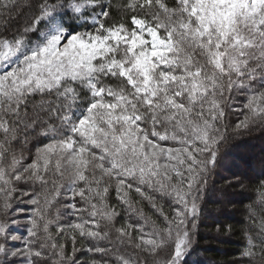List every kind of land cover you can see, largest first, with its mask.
I'll return each instance as SVG.
<instances>
[{
	"label": "snow or ice",
	"instance_id": "1",
	"mask_svg": "<svg viewBox=\"0 0 264 264\" xmlns=\"http://www.w3.org/2000/svg\"><path fill=\"white\" fill-rule=\"evenodd\" d=\"M112 9L0 0V264H201L198 201L232 97L247 109L233 131L264 126V0H122L119 20ZM261 187L243 264H264ZM62 197L79 222L51 214ZM24 203L36 206L27 221L14 218Z\"/></svg>",
	"mask_w": 264,
	"mask_h": 264
},
{
	"label": "trees",
	"instance_id": "2",
	"mask_svg": "<svg viewBox=\"0 0 264 264\" xmlns=\"http://www.w3.org/2000/svg\"><path fill=\"white\" fill-rule=\"evenodd\" d=\"M121 2L122 0H113L111 15L115 20L120 19L116 6ZM169 3H174V0H169ZM245 102L244 95H234L231 108L225 109L226 139L220 145L216 165L209 166V171L205 175L207 182L201 189L198 201L199 218L196 221V228L193 230L198 255L191 258L199 259L201 264H243L241 252L246 246L245 231H250L253 234L258 231L251 225L248 206L256 207L262 190L261 184L264 182V126L257 125L248 130L233 131L235 125L247 114ZM47 142V140L41 139V143ZM162 143L166 147L173 146L171 141ZM34 144L33 141L25 146L24 163L32 161L35 152ZM21 187L24 186L21 185ZM26 190L36 193L43 191L39 183ZM61 191L63 192V189ZM146 191L148 190L146 189ZM109 195L110 203H116L114 189L110 190ZM130 196L134 202L139 201V207L147 215L152 216L160 223L147 200L141 198L134 191L130 192ZM24 199L27 200L28 197H24ZM77 200H79L78 197ZM160 202L165 211H171L173 205L168 198ZM67 203V197L60 198L51 209V214L54 216L58 209L61 213V223L79 222L76 216L64 215L68 211L64 207ZM35 207L28 203L20 204L19 208L22 211L14 218L27 221ZM126 216L127 213L121 211L120 217H117V223H123L122 218ZM18 231L26 235L24 224L19 227ZM15 243L20 246L19 241ZM89 243V241H81L78 238L77 246L87 248ZM71 250L72 245L68 241L67 251L71 253ZM76 256L82 262L93 258V254L86 251H78ZM95 258L99 259V254Z\"/></svg>",
	"mask_w": 264,
	"mask_h": 264
}]
</instances>
